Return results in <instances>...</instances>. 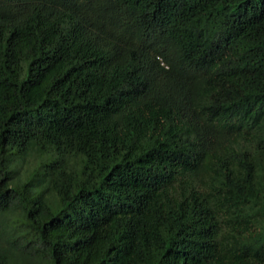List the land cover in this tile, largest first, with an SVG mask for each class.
<instances>
[{
  "label": "trees",
  "instance_id": "1",
  "mask_svg": "<svg viewBox=\"0 0 264 264\" xmlns=\"http://www.w3.org/2000/svg\"><path fill=\"white\" fill-rule=\"evenodd\" d=\"M0 264H264V0H0Z\"/></svg>",
  "mask_w": 264,
  "mask_h": 264
}]
</instances>
